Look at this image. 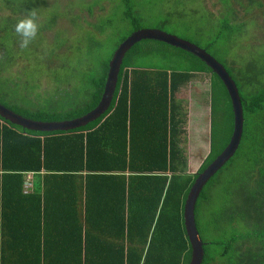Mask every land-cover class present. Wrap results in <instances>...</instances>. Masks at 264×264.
Here are the masks:
<instances>
[{"label": "trees", "instance_id": "obj_1", "mask_svg": "<svg viewBox=\"0 0 264 264\" xmlns=\"http://www.w3.org/2000/svg\"><path fill=\"white\" fill-rule=\"evenodd\" d=\"M46 2L56 8L50 7L46 23L39 19L37 38L50 36L48 30L54 29V39L57 30L66 32L69 26L92 32L72 18L62 28L66 4ZM250 2L254 1L241 7ZM121 3L131 33L115 45L106 63L94 69L99 76L82 87L79 99L85 104L69 99L74 106L57 110L42 99L45 87L34 95L37 106L18 102L27 89L16 87L28 80V91L34 92L38 85L48 84L56 60L41 57L43 51L33 48L34 41L27 49L18 47L14 25L32 9L29 0H0V11H8L0 16V102L44 122L75 119L95 109L115 51L142 29L133 0ZM235 15L229 16L228 27L238 22ZM151 43L156 47L149 48ZM169 49L196 58L200 65L177 72L151 69L140 61L152 54L169 58ZM21 56L30 62L36 58L42 71L38 80L30 62L17 64ZM260 61L253 73L256 79L240 75L241 87L219 61L239 90L244 129L236 154L211 177L197 201L202 264H264V59ZM202 73L211 74L213 83L210 153L197 173H188L181 148L185 121L176 94ZM233 130L232 102L219 76L194 54L154 40H144L126 54L110 109L85 127L37 132L0 115V264H190L185 203L198 175L225 149ZM30 174L34 187L27 193Z\"/></svg>", "mask_w": 264, "mask_h": 264}, {"label": "rangeland", "instance_id": "obj_2", "mask_svg": "<svg viewBox=\"0 0 264 264\" xmlns=\"http://www.w3.org/2000/svg\"><path fill=\"white\" fill-rule=\"evenodd\" d=\"M54 1L58 5L66 4V17L64 21H61L62 23L59 22L62 28L70 25L69 18H72L75 24L84 25L92 32L76 31L69 26L66 32L57 30L54 39L50 34L54 29L48 30L50 36L41 35L36 38L33 48H41L43 51L41 57L47 58L50 62L53 59L56 60L55 63L52 62L53 74L48 73V84L38 85L34 92L28 91L31 86L28 80L15 90H19L21 86L27 89L28 92L24 94L25 91L18 102L25 106L33 104L32 107H35L37 103L33 102L34 95L39 96L40 89L45 87V98L42 99L46 105L63 110L62 108L66 109L70 105H75V102L67 101L69 99L78 98L79 105L85 104L82 99H79L83 92L82 87L99 76V70L94 72V69L110 59L115 45L131 33L132 27L124 19V6L121 0ZM253 1L242 8L241 5L246 4L248 0H133V8L141 19L139 22L142 29L161 30L208 50L209 54L225 64L241 87L240 75L248 76L252 80L256 79L253 73L261 65L260 59H264V0ZM232 3L235 5L232 6ZM92 5L96 6L93 12H89ZM29 6L32 9L39 8V16L43 24L48 21L52 6L50 2L29 0ZM75 7H81L84 11H76ZM55 8L54 3L52 9ZM63 9H61L62 12H64ZM7 12V10H1L0 16ZM75 12L79 14V18L77 15L72 17ZM233 14H236L238 22L228 27L229 16ZM242 24L245 26L243 27ZM99 28L107 30L104 33ZM152 47H156L155 43L149 45V48ZM169 51V58L152 54L149 57L147 55L141 57L140 61L151 69L163 68L177 72H189L196 63L200 65L196 58L184 56L175 49H169ZM55 53L57 56L53 58L52 55ZM19 60L21 61L17 62L18 65L25 66L30 62L22 56ZM30 66L38 80L40 78L38 74L42 71L39 69L36 58L35 61L30 62L28 67ZM211 79L212 75L209 73L199 74L192 79V83L190 82L176 94L181 111L183 110L187 115V120L190 118L193 122V125H185L189 127V131L187 130L188 133L186 132L182 137L181 142L183 154L187 159L188 173H197L210 153L213 89ZM213 82L220 88L219 81L215 79ZM219 91L225 95L222 88ZM1 100L5 102L3 98Z\"/></svg>", "mask_w": 264, "mask_h": 264}, {"label": "water", "instance_id": "obj_3", "mask_svg": "<svg viewBox=\"0 0 264 264\" xmlns=\"http://www.w3.org/2000/svg\"><path fill=\"white\" fill-rule=\"evenodd\" d=\"M144 40L163 42L173 47L190 52L200 58L214 71V73L219 76L225 85L232 102L234 111V130L231 140L225 149L220 153V155H218V157L198 175L194 185L189 191L185 203L184 220L187 235L192 248V259L190 264H202L204 259V243L196 224L195 210L197 201L203 188L211 179V177L214 176L236 154L241 143L244 129L243 107L237 85L226 68L206 50L189 41L180 39L177 36L168 34L161 30L140 29L128 36L127 39L122 42L115 51L109 63L107 81L100 103L89 113L75 119L44 122L27 118L0 102V115L11 123L22 126L25 129L48 133L58 131L68 132L85 127L88 124L95 122L101 116H103L112 105L117 89L118 76L124 57L136 44Z\"/></svg>", "mask_w": 264, "mask_h": 264}, {"label": "clouds", "instance_id": "obj_4", "mask_svg": "<svg viewBox=\"0 0 264 264\" xmlns=\"http://www.w3.org/2000/svg\"><path fill=\"white\" fill-rule=\"evenodd\" d=\"M35 2V0H33ZM39 8H33L25 11V14L14 25V33L18 37V47L27 49L37 38L40 32Z\"/></svg>", "mask_w": 264, "mask_h": 264}, {"label": "crops", "instance_id": "obj_5", "mask_svg": "<svg viewBox=\"0 0 264 264\" xmlns=\"http://www.w3.org/2000/svg\"><path fill=\"white\" fill-rule=\"evenodd\" d=\"M182 90H183V88H182ZM182 116H183V120L185 121V125L186 124H188V125H193V122H192V119L190 120V118H188V120H187V115L183 112V114H182ZM189 117V116H188ZM184 125V130H185V133L183 134V136L186 134V132H187V130L189 131V127H187V126H185ZM198 125V124H197ZM188 133V132H187ZM182 136V137H183ZM181 142H182V139H181Z\"/></svg>", "mask_w": 264, "mask_h": 264}, {"label": "built area", "instance_id": "obj_6", "mask_svg": "<svg viewBox=\"0 0 264 264\" xmlns=\"http://www.w3.org/2000/svg\"><path fill=\"white\" fill-rule=\"evenodd\" d=\"M25 186L27 193H29L33 189L34 183H33V176L31 174L29 175Z\"/></svg>", "mask_w": 264, "mask_h": 264}]
</instances>
